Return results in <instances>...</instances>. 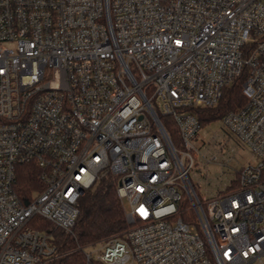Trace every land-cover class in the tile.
<instances>
[{
	"label": "built area",
	"instance_id": "1",
	"mask_svg": "<svg viewBox=\"0 0 264 264\" xmlns=\"http://www.w3.org/2000/svg\"><path fill=\"white\" fill-rule=\"evenodd\" d=\"M239 77L244 103L215 121L264 159V0H0V264H55L39 219L71 233L107 174L128 228L83 264H264L263 160L211 197L188 176L194 109ZM20 163L39 179L22 198Z\"/></svg>",
	"mask_w": 264,
	"mask_h": 264
},
{
	"label": "trees",
	"instance_id": "2",
	"mask_svg": "<svg viewBox=\"0 0 264 264\" xmlns=\"http://www.w3.org/2000/svg\"><path fill=\"white\" fill-rule=\"evenodd\" d=\"M242 77L235 79L225 87L215 107L195 108L202 125L221 118L225 112L236 109L244 103L241 93ZM161 121L173 142H178V130L170 116H161ZM236 181L232 184L235 185ZM39 185L38 169L32 163H20L16 167L15 190L22 198ZM117 178L107 174L97 180L79 201L80 213L75 220L71 233L54 228L48 221L39 219V228L50 233L59 256L55 264H83L82 249L110 236L121 234L128 228L122 200L117 192ZM185 221L194 222L195 214L191 210L180 212ZM32 219L30 224L33 226Z\"/></svg>",
	"mask_w": 264,
	"mask_h": 264
},
{
	"label": "rangeland",
	"instance_id": "3",
	"mask_svg": "<svg viewBox=\"0 0 264 264\" xmlns=\"http://www.w3.org/2000/svg\"><path fill=\"white\" fill-rule=\"evenodd\" d=\"M198 138L204 142L202 155L197 158L188 176L199 196L211 197L227 190L238 169L248 162L258 164L263 160L264 163V159L252 155L244 143L222 128L219 121L204 124ZM214 153V159L204 160V156L210 157ZM89 249L84 248V251L88 252Z\"/></svg>",
	"mask_w": 264,
	"mask_h": 264
}]
</instances>
